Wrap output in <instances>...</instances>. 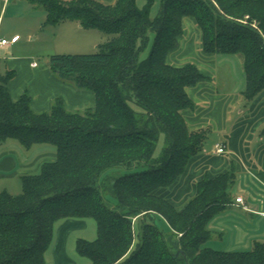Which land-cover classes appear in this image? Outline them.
Returning a JSON list of instances; mask_svg holds the SVG:
<instances>
[{
    "label": "trees",
    "instance_id": "obj_1",
    "mask_svg": "<svg viewBox=\"0 0 264 264\" xmlns=\"http://www.w3.org/2000/svg\"><path fill=\"white\" fill-rule=\"evenodd\" d=\"M31 1L44 7L45 26L72 20L109 37L97 52L49 56L61 79L95 94V106L84 111L56 98L50 110L35 112L27 93L12 100L13 73L0 72V144L56 148L55 160L20 177L19 194L0 191V264H44L55 225L66 218L95 220L97 237L76 242L90 264H264V241L246 251L205 245L211 221L232 202L233 168L199 180L182 210L156 193L176 181L208 135L191 130L183 115L194 107L187 88L205 75L194 63L167 61L184 18L196 22L205 53L243 55V95L251 101L264 89V0H159L155 16L157 0L141 7L137 0ZM246 15L257 29L239 21Z\"/></svg>",
    "mask_w": 264,
    "mask_h": 264
},
{
    "label": "crops",
    "instance_id": "obj_2",
    "mask_svg": "<svg viewBox=\"0 0 264 264\" xmlns=\"http://www.w3.org/2000/svg\"><path fill=\"white\" fill-rule=\"evenodd\" d=\"M100 1L107 4L116 2ZM45 20L44 7L31 0H0V37L20 36L10 47L0 48V72L13 73L7 82L12 100L17 101L27 93L35 112L50 110L56 98H62L65 107L71 111L93 108L96 97L92 91L64 81L48 65L51 54L84 51L91 42L93 33L90 32L93 29L85 30L79 22L65 20L51 30L47 26L52 25L45 26ZM42 39L48 43V48L41 45ZM194 41L197 42L199 59L194 64L205 78L187 88L194 107L183 111V115L191 130L210 131L209 125H212L216 132L223 133L224 138L221 142H215L212 150L204 147L201 153L190 158L176 181L157 189L156 193L165 197L177 210H182L195 194L199 180L213 178L233 168L232 184L236 186L237 195L227 206L238 210L229 220L234 228L233 238L239 243L253 242L254 245L255 242L264 241V136L261 135L264 127V89L253 100L247 101L243 95L246 86L243 55L205 53L202 50L201 31L192 18H184L183 34L177 48L169 52L167 61L173 65L193 63L184 57L191 53ZM179 50L182 53L180 57L185 60H171L170 56ZM43 56H46L45 63L38 62L37 59ZM217 143L225 146V153L215 152ZM50 145L36 144L26 149L13 139L1 143L0 191L7 190L14 194L16 189L22 187V175L38 173L45 161L55 160L56 148ZM237 197L243 198L248 209L236 202ZM218 218L216 215L211 221L210 229L212 235L221 238L225 229ZM85 219L66 218L56 223L44 264L75 263L68 255L67 247L73 234L78 235L87 228ZM74 237L76 249L80 236Z\"/></svg>",
    "mask_w": 264,
    "mask_h": 264
},
{
    "label": "rangeland",
    "instance_id": "obj_3",
    "mask_svg": "<svg viewBox=\"0 0 264 264\" xmlns=\"http://www.w3.org/2000/svg\"><path fill=\"white\" fill-rule=\"evenodd\" d=\"M146 3V0H138V4L139 5H144ZM160 8V3L159 1H156V3L154 4L152 10H151V15L155 16L158 12ZM251 21L252 23L250 24L253 28H258L257 27V23L254 20L249 19V16L246 15L243 20L239 19V21L244 22V23H248V21ZM47 29H54V26H47ZM92 30V29H91ZM93 33L91 34L92 37L90 38L91 42L89 44H87V47L85 48L84 51H74V52H60V53H71V54H76V53H93V52H97L98 48H97V44L99 43H103L105 42L109 35L107 34H103L100 30L98 29H93L92 30ZM154 41V35L153 33L150 34V41L148 44V47L144 50L142 57H147V55L149 54V51L151 49L152 43ZM197 42L194 41V43H192V48H191V53L189 55H187L184 58H189L190 62H198V51H197V47H196ZM34 44H31V46H33ZM36 45V44H35ZM41 45H45V47L49 46L48 43L46 44L45 41H43L42 39V43ZM48 48V47H47ZM181 51L179 50L178 52L176 51V54L170 56L171 60H180L182 59V57H180V53ZM185 59H182L181 61H184ZM38 62H42L45 63L46 61V56L40 57L37 59ZM214 126V124H213ZM209 129L210 131H208V135L207 138L205 140L204 143V147L206 150H212L213 145L215 142H221V140H223V133H218L216 132L212 125H209ZM163 143V137L160 139V142L158 144L159 149L161 148V145ZM52 146V145H50ZM54 147V146H52ZM21 184V182H20ZM22 190V187H20L19 189H16V191H14V194H19ZM228 192L232 198V200L235 199L237 193H236V186L235 184H232L229 188H228ZM243 196L245 197V195L243 194ZM238 211L235 210L234 207L229 206L227 207L225 210L221 211L218 216V221H222L223 223V228L225 229V232L223 234V236L221 238H219V236H216L215 234L212 235V237L206 242V246H209L211 248H214L216 250H224V251H234V250H242V251H246V250H251L252 246H253V242L251 243H247V242H242L239 243L237 238L235 241L234 240V228L232 226L231 221L229 222L230 219L233 218V212ZM239 213V212H238ZM242 213V212H240ZM88 223L87 228L85 229V231H80L78 232V235L73 234V237L71 238V240H69L68 243V247H67V253L68 255H70L71 258H73V260L75 261L74 264H90V259L84 256H81L78 254V252L75 249L74 246V236H80V238H85L87 240H94L97 237V226H96V222L93 218H86L85 219ZM155 221L157 223V225L159 226L160 229L164 230L165 232L168 231V226L166 224V222L164 220H162L161 218H155ZM217 221V220H216ZM139 223L137 222V226ZM172 239V238H170ZM173 240V239H172Z\"/></svg>",
    "mask_w": 264,
    "mask_h": 264
},
{
    "label": "built area",
    "instance_id": "obj_4",
    "mask_svg": "<svg viewBox=\"0 0 264 264\" xmlns=\"http://www.w3.org/2000/svg\"><path fill=\"white\" fill-rule=\"evenodd\" d=\"M20 39L19 35H15L11 38L6 37H0V48H7L10 47L12 44L16 43ZM215 152L216 153H225L226 148L222 143H217L215 145ZM236 202L242 204L244 209H248V207L245 205L244 200L242 197H237Z\"/></svg>",
    "mask_w": 264,
    "mask_h": 264
}]
</instances>
